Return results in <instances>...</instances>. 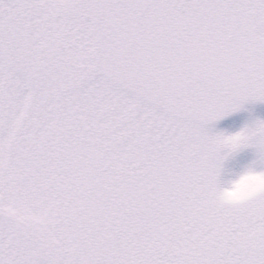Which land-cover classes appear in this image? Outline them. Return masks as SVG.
<instances>
[{
	"label": "snow or ice",
	"instance_id": "obj_1",
	"mask_svg": "<svg viewBox=\"0 0 264 264\" xmlns=\"http://www.w3.org/2000/svg\"><path fill=\"white\" fill-rule=\"evenodd\" d=\"M249 104L264 0H0V264H264Z\"/></svg>",
	"mask_w": 264,
	"mask_h": 264
},
{
	"label": "rangeland",
	"instance_id": "obj_2",
	"mask_svg": "<svg viewBox=\"0 0 264 264\" xmlns=\"http://www.w3.org/2000/svg\"><path fill=\"white\" fill-rule=\"evenodd\" d=\"M256 117L264 118V104H249L244 110L234 113L219 121L216 124V128L228 133H234L239 131L246 123ZM246 155L250 156L249 153H242L241 157Z\"/></svg>",
	"mask_w": 264,
	"mask_h": 264
}]
</instances>
